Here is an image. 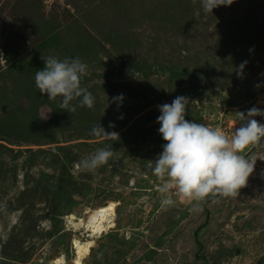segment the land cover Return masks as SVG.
I'll list each match as a JSON object with an SVG mask.
<instances>
[{
  "label": "rangeland",
  "instance_id": "rangeland-1",
  "mask_svg": "<svg viewBox=\"0 0 264 264\" xmlns=\"http://www.w3.org/2000/svg\"><path fill=\"white\" fill-rule=\"evenodd\" d=\"M0 53V264H75L73 239L91 241L80 264H264V144L247 153L240 195L210 198L208 212L175 192L163 209L149 167L166 143L157 106L177 96L186 120L229 136L237 113L264 110V0L207 14L199 0H0ZM47 56L87 64L93 109L40 94ZM98 123L119 139L90 135ZM106 146V165L78 167ZM110 202L112 225L88 237L90 213Z\"/></svg>",
  "mask_w": 264,
  "mask_h": 264
},
{
  "label": "clouds",
  "instance_id": "clouds-1",
  "mask_svg": "<svg viewBox=\"0 0 264 264\" xmlns=\"http://www.w3.org/2000/svg\"><path fill=\"white\" fill-rule=\"evenodd\" d=\"M196 2L192 0L193 4ZM199 3L202 12L207 14L219 6L231 5L233 0H199ZM2 55L0 53V57ZM41 59L44 67L35 73V87L41 95L47 94L53 101L58 99L60 109L69 113H75L80 107L94 108L96 98L82 87V78L87 74L86 63L79 57L58 59L47 56ZM246 64L247 61L242 62L237 69L238 77L243 75ZM122 100L123 94L112 98L118 107ZM188 104L187 97L177 96L171 104L157 106L160 112L156 121L160 125L158 132L166 143L155 161H150L149 167L161 181L159 192L163 197V209L175 205L172 196L175 192L192 205L193 212H200L209 198H237L240 190L247 186L256 162L249 160L247 153L264 144V124L254 117L264 116V110L254 106L247 114L237 113L240 126L229 136L220 128L186 120ZM90 135L119 139L118 133L106 132L99 123L92 127ZM114 153L111 146L99 148L80 160L78 167L95 173L113 159Z\"/></svg>",
  "mask_w": 264,
  "mask_h": 264
},
{
  "label": "bare ground",
  "instance_id": "bare-ground-1",
  "mask_svg": "<svg viewBox=\"0 0 264 264\" xmlns=\"http://www.w3.org/2000/svg\"><path fill=\"white\" fill-rule=\"evenodd\" d=\"M112 210H113V203L110 202L107 205L98 207L97 209L93 210L89 218H87V226L92 223V229L88 230V237L94 236L95 234H99L102 231H105L107 228H110L111 220H112ZM90 212V211H89ZM71 218V217H70ZM77 222V220H75ZM85 222V221H84ZM88 239V238H87ZM72 241V240H71ZM73 247L75 249V264H80L81 258L87 254L88 247L91 245L90 240H86L84 242L78 241V239H73L72 241Z\"/></svg>",
  "mask_w": 264,
  "mask_h": 264
},
{
  "label": "trees",
  "instance_id": "trees-1",
  "mask_svg": "<svg viewBox=\"0 0 264 264\" xmlns=\"http://www.w3.org/2000/svg\"><path fill=\"white\" fill-rule=\"evenodd\" d=\"M12 135V134H11ZM2 148H8L7 146H3V145H0V153H2ZM1 173H0V176H2V174L4 173L3 171H0ZM47 179V180H50V178H53L52 177V175L51 176H48V175H46V174H41L40 175V180L41 179ZM68 179V178H67ZM3 180H6V179H3ZM55 180H56V178H55ZM69 180V179H68ZM61 181H63V183H66L67 181H66V179H63V180H61ZM54 183V182H53ZM208 201H210V198L208 199ZM207 204H208V202H206L204 205H203V207H204V209L208 212V209H207ZM208 220H210V219H208V218H205V222H207ZM197 228H199V227H197ZM197 232H198V230L196 231V234H197ZM197 238V237H196ZM196 241H197V239H196Z\"/></svg>",
  "mask_w": 264,
  "mask_h": 264
},
{
  "label": "water",
  "instance_id": "water-1",
  "mask_svg": "<svg viewBox=\"0 0 264 264\" xmlns=\"http://www.w3.org/2000/svg\"><path fill=\"white\" fill-rule=\"evenodd\" d=\"M88 227H89V229H90V230H92V223H91V224H89V226H88Z\"/></svg>",
  "mask_w": 264,
  "mask_h": 264
}]
</instances>
